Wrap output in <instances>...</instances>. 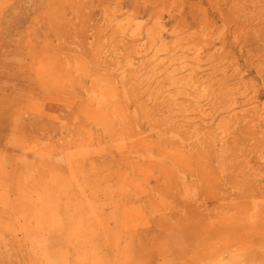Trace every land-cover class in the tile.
Listing matches in <instances>:
<instances>
[{"label": "rangeland", "instance_id": "374dc122", "mask_svg": "<svg viewBox=\"0 0 264 264\" xmlns=\"http://www.w3.org/2000/svg\"><path fill=\"white\" fill-rule=\"evenodd\" d=\"M262 220L264 0H0V264H228Z\"/></svg>", "mask_w": 264, "mask_h": 264}, {"label": "bare ground", "instance_id": "6f19581e", "mask_svg": "<svg viewBox=\"0 0 264 264\" xmlns=\"http://www.w3.org/2000/svg\"><path fill=\"white\" fill-rule=\"evenodd\" d=\"M244 228L246 229V232L241 233L244 231ZM240 234H247L249 228H246L245 226H241L240 228ZM263 229H264V220L261 221L260 225L255 224L250 228V233L253 238L256 239L257 243L255 248L253 250L248 251L242 250L240 251H234L230 259H228V264H264V238L263 236ZM262 237V239H261ZM236 244L233 243L231 246L233 247ZM227 246H230L229 243L226 244ZM230 262V263H229Z\"/></svg>", "mask_w": 264, "mask_h": 264}]
</instances>
